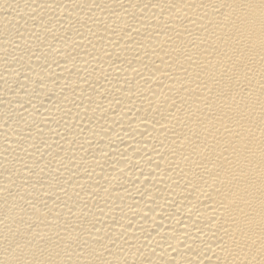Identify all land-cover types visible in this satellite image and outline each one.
Masks as SVG:
<instances>
[{
  "label": "bare ground",
  "instance_id": "obj_1",
  "mask_svg": "<svg viewBox=\"0 0 264 264\" xmlns=\"http://www.w3.org/2000/svg\"><path fill=\"white\" fill-rule=\"evenodd\" d=\"M0 264H264V0H0Z\"/></svg>",
  "mask_w": 264,
  "mask_h": 264
}]
</instances>
